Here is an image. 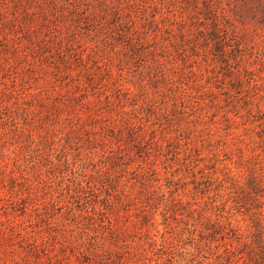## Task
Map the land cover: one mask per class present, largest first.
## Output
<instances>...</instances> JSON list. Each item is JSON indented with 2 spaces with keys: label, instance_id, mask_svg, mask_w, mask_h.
<instances>
[{
  "label": "rangeland",
  "instance_id": "obj_1",
  "mask_svg": "<svg viewBox=\"0 0 264 264\" xmlns=\"http://www.w3.org/2000/svg\"><path fill=\"white\" fill-rule=\"evenodd\" d=\"M48 221L264 250V0H0V232Z\"/></svg>",
  "mask_w": 264,
  "mask_h": 264
},
{
  "label": "trees",
  "instance_id": "obj_2",
  "mask_svg": "<svg viewBox=\"0 0 264 264\" xmlns=\"http://www.w3.org/2000/svg\"><path fill=\"white\" fill-rule=\"evenodd\" d=\"M140 237L123 230L104 227L102 230L88 225L60 228L46 222L29 233L25 231L0 232V264H147L146 252ZM228 247L218 264H264V250L247 254L243 261L233 259ZM17 257V259H16Z\"/></svg>",
  "mask_w": 264,
  "mask_h": 264
}]
</instances>
